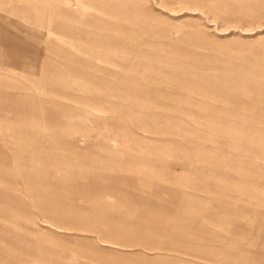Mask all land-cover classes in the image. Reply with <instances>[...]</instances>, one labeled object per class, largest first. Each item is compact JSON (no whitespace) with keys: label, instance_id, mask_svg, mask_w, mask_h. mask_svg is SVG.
I'll return each instance as SVG.
<instances>
[{"label":"rangeland","instance_id":"1","mask_svg":"<svg viewBox=\"0 0 264 264\" xmlns=\"http://www.w3.org/2000/svg\"><path fill=\"white\" fill-rule=\"evenodd\" d=\"M0 264H264V0H0Z\"/></svg>","mask_w":264,"mask_h":264}]
</instances>
